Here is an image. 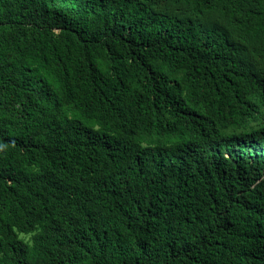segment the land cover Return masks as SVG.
<instances>
[{
  "label": "trees",
  "instance_id": "obj_1",
  "mask_svg": "<svg viewBox=\"0 0 264 264\" xmlns=\"http://www.w3.org/2000/svg\"><path fill=\"white\" fill-rule=\"evenodd\" d=\"M262 108L264 0H0V264H264Z\"/></svg>",
  "mask_w": 264,
  "mask_h": 264
},
{
  "label": "rangeland",
  "instance_id": "obj_2",
  "mask_svg": "<svg viewBox=\"0 0 264 264\" xmlns=\"http://www.w3.org/2000/svg\"><path fill=\"white\" fill-rule=\"evenodd\" d=\"M264 118V108H262V114L259 116V119H250L248 121V124L250 127H256L261 119ZM23 240L30 242L31 241V235L30 234H20L19 235Z\"/></svg>",
  "mask_w": 264,
  "mask_h": 264
}]
</instances>
